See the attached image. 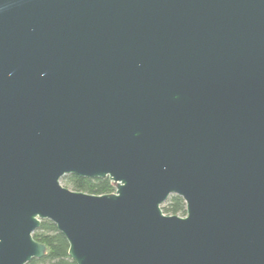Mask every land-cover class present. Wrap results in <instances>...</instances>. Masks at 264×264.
I'll use <instances>...</instances> for the list:
<instances>
[{
    "label": "water",
    "instance_id": "95a60500",
    "mask_svg": "<svg viewBox=\"0 0 264 264\" xmlns=\"http://www.w3.org/2000/svg\"><path fill=\"white\" fill-rule=\"evenodd\" d=\"M44 219L76 264H264V0H0V264Z\"/></svg>",
    "mask_w": 264,
    "mask_h": 264
},
{
    "label": "trees",
    "instance_id": "16d2710c",
    "mask_svg": "<svg viewBox=\"0 0 264 264\" xmlns=\"http://www.w3.org/2000/svg\"><path fill=\"white\" fill-rule=\"evenodd\" d=\"M61 184L71 190L88 194H111L115 191L114 183L108 178H85L74 174H67L61 178ZM166 215L185 216V203L177 195H170L161 205ZM33 239L45 246V254L41 258H34L26 264H76L68 255V242L58 232L56 226L47 219L41 220L32 234Z\"/></svg>",
    "mask_w": 264,
    "mask_h": 264
}]
</instances>
